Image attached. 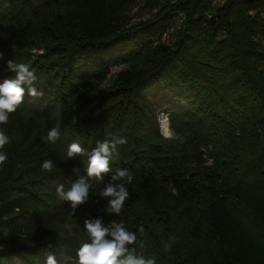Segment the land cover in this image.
I'll return each mask as SVG.
<instances>
[{
    "label": "trees",
    "instance_id": "trees-1",
    "mask_svg": "<svg viewBox=\"0 0 264 264\" xmlns=\"http://www.w3.org/2000/svg\"><path fill=\"white\" fill-rule=\"evenodd\" d=\"M137 1L0 0V83L14 77V60L35 70L43 92L26 93L0 125L11 141L0 170V264L49 255L77 264L91 242L84 221L95 218L122 221L137 235L126 247L156 264H264V0L167 1L130 24ZM177 11L185 19L175 41L153 44ZM159 112L170 114L172 138L159 132ZM116 137L127 142L111 171L90 178L88 201L70 216L56 187L86 176L97 142ZM73 142L86 151L69 159ZM118 169L131 181L112 180ZM109 183L130 194L119 214L100 194Z\"/></svg>",
    "mask_w": 264,
    "mask_h": 264
},
{
    "label": "clouds",
    "instance_id": "clouds-1",
    "mask_svg": "<svg viewBox=\"0 0 264 264\" xmlns=\"http://www.w3.org/2000/svg\"><path fill=\"white\" fill-rule=\"evenodd\" d=\"M7 68L15 73L13 78L4 79L0 83V125L9 123V114L14 113L23 103L25 94L31 97H39L43 92L38 91L35 84L38 77L35 70L30 65L23 62H15L8 60ZM160 130L161 134L166 138H172L174 131L170 126V114L160 113ZM61 139V132L58 127H52L47 132V140L49 143L55 144ZM10 137L6 132L0 129V170L8 161V155L3 149L9 144ZM123 137H116L112 140L105 139L103 142H97V146L88 155V166L86 168V176H80L71 183L70 188L65 190L64 184L56 187L58 197L64 201L70 202L72 211L70 216L75 215L77 206L88 201L92 184L90 178L101 180L104 174L111 171V162L118 156L117 146L126 143ZM85 149L78 142L68 145L67 157L75 158L77 155H84ZM55 165L51 159L43 161L42 168L46 172L51 173ZM78 171V169H74ZM112 180L131 181V174L127 169H118ZM101 196L108 199V210L120 213L122 205L126 199L130 198L128 189L124 183H109L101 191ZM58 229L68 228V225H57ZM84 228L90 238V243H84L77 251V264H156V258L150 257L145 259L143 256H136L133 253L135 249L129 250L126 246L133 245L137 242L135 232L128 230L122 221H113L105 224L102 218L85 219ZM139 231L144 232V228L139 226ZM169 243L164 244V251H170L172 245L176 241L174 235L168 237ZM127 253V255H125ZM44 264H58L56 258L49 255Z\"/></svg>",
    "mask_w": 264,
    "mask_h": 264
},
{
    "label": "built area",
    "instance_id": "built-area-1",
    "mask_svg": "<svg viewBox=\"0 0 264 264\" xmlns=\"http://www.w3.org/2000/svg\"><path fill=\"white\" fill-rule=\"evenodd\" d=\"M169 0H159L158 5L151 8V9H147L146 11H143V13L141 15L138 14V11L142 9L143 7V2L142 1H137L136 3H134L131 6L130 9V17H131V22L136 23L139 21H144L145 19H147L151 14L155 13L156 10L158 9L159 6H161L163 3L167 2ZM174 1V0H171ZM224 0H212L211 1V5L216 7L219 6ZM137 10V12H135ZM250 14L252 15L253 12H250ZM263 14L261 13V16ZM185 19V15L181 12L178 11L176 13V21L173 25L169 26L167 29H165L159 39L154 40L153 44H156L158 42H163V43H171L174 40V34L176 33V30H178L182 24V22ZM259 43L261 45V48L264 52V35H261L258 37ZM121 69V65L118 66H114L112 67L109 72L108 75L117 72L118 70ZM165 113V112H164ZM159 121V127H160V120Z\"/></svg>",
    "mask_w": 264,
    "mask_h": 264
},
{
    "label": "rangeland",
    "instance_id": "rangeland-1",
    "mask_svg": "<svg viewBox=\"0 0 264 264\" xmlns=\"http://www.w3.org/2000/svg\"><path fill=\"white\" fill-rule=\"evenodd\" d=\"M138 1H142L143 2V6H144V1L143 0H138ZM159 1V0H158ZM169 2H172V3H174L175 2V0L174 1H171V0H169ZM157 6V5H156ZM155 7V6H154ZM153 8V7H152ZM131 9V8H130ZM151 9V8H150ZM147 10V8H145V9H141V10H139L138 11V14L139 15H141L142 13H143V11H146ZM135 12H137V10L135 11ZM178 12V11H177ZM130 13V12H129ZM131 23H133V22H131V18H130V24ZM178 33H179V29L178 30H176V33L174 34V40H173V42L175 41V39L177 38V35H178ZM39 53L40 52H42L41 50L40 51H38ZM121 68H122V66H121ZM160 113H162V112H159V114ZM159 114H158V118H157V120H160V117H159ZM158 128H159V132L161 133V130H160V127H159V121H158ZM65 183H66V185L67 184H70V181L68 180V179H66L65 180Z\"/></svg>",
    "mask_w": 264,
    "mask_h": 264
}]
</instances>
